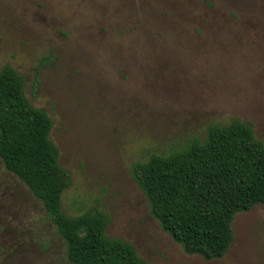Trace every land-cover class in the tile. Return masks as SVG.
Returning <instances> with one entry per match:
<instances>
[{
    "label": "rangeland",
    "instance_id": "rangeland-1",
    "mask_svg": "<svg viewBox=\"0 0 264 264\" xmlns=\"http://www.w3.org/2000/svg\"><path fill=\"white\" fill-rule=\"evenodd\" d=\"M53 120L72 177L70 217L98 208L107 235L148 264H264V206L239 213L225 257L188 255L151 215L132 165L237 120L264 144V0H0V71ZM0 264H72L43 204L0 160Z\"/></svg>",
    "mask_w": 264,
    "mask_h": 264
},
{
    "label": "trees",
    "instance_id": "trees-1",
    "mask_svg": "<svg viewBox=\"0 0 264 264\" xmlns=\"http://www.w3.org/2000/svg\"><path fill=\"white\" fill-rule=\"evenodd\" d=\"M53 120L26 98L24 78L0 71V160L40 200L67 243L72 264H148L134 246L110 238V217L98 208L70 217L62 197L72 185L51 140ZM132 178L162 230L188 255L226 256L239 213L264 206V144L249 124L211 126L205 142L132 165Z\"/></svg>",
    "mask_w": 264,
    "mask_h": 264
}]
</instances>
